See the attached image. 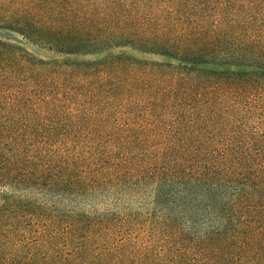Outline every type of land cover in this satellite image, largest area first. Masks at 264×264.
Returning <instances> with one entry per match:
<instances>
[{"label": "trees", "instance_id": "obj_1", "mask_svg": "<svg viewBox=\"0 0 264 264\" xmlns=\"http://www.w3.org/2000/svg\"><path fill=\"white\" fill-rule=\"evenodd\" d=\"M0 264H264V0H0Z\"/></svg>", "mask_w": 264, "mask_h": 264}, {"label": "rangeland", "instance_id": "obj_2", "mask_svg": "<svg viewBox=\"0 0 264 264\" xmlns=\"http://www.w3.org/2000/svg\"><path fill=\"white\" fill-rule=\"evenodd\" d=\"M33 50V49H32ZM39 57H42V58H49V54L48 53H45L44 51H41V50H33Z\"/></svg>", "mask_w": 264, "mask_h": 264}]
</instances>
